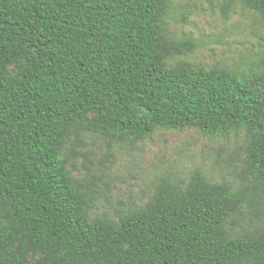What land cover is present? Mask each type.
I'll list each match as a JSON object with an SVG mask.
<instances>
[{
    "label": "trees",
    "instance_id": "trees-1",
    "mask_svg": "<svg viewBox=\"0 0 264 264\" xmlns=\"http://www.w3.org/2000/svg\"><path fill=\"white\" fill-rule=\"evenodd\" d=\"M170 1L0 0V264H264V59L170 65L194 48L167 34ZM186 126L245 131L237 184L164 175L143 206L90 216L66 148Z\"/></svg>",
    "mask_w": 264,
    "mask_h": 264
},
{
    "label": "rangeland",
    "instance_id": "rangeland-1",
    "mask_svg": "<svg viewBox=\"0 0 264 264\" xmlns=\"http://www.w3.org/2000/svg\"><path fill=\"white\" fill-rule=\"evenodd\" d=\"M163 25L169 37L194 43L191 51L171 58L170 65L190 62L241 73L258 70L264 59V21L244 0H171ZM245 139L244 130L211 137L190 126L156 129L135 142L85 133L76 154L67 148L65 154L72 176L91 185L90 216L116 218L143 206L164 175L187 184L199 170L211 182L237 184L244 167ZM253 220L247 215L237 229H252Z\"/></svg>",
    "mask_w": 264,
    "mask_h": 264
}]
</instances>
